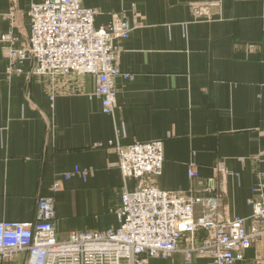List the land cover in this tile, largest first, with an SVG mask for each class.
Returning a JSON list of instances; mask_svg holds the SVG:
<instances>
[{"label": "crops", "instance_id": "1", "mask_svg": "<svg viewBox=\"0 0 264 264\" xmlns=\"http://www.w3.org/2000/svg\"><path fill=\"white\" fill-rule=\"evenodd\" d=\"M43 1L0 0V36L11 33L14 48L25 46L28 11ZM81 1L99 13L96 28L114 14L129 23V36L114 42L119 70L128 77L116 78L115 108L107 115L91 77H34L27 61L20 74L8 73L0 42V222H33L38 199L51 197L59 241L72 232L116 229L120 195L135 191L137 182L123 180L109 143L155 140L163 142L162 171L145 184L189 195L193 165L200 193L203 181L223 168L226 176L213 181L216 193L229 217L248 219V202L264 184V0ZM196 2L219 6L209 21L195 22L190 4ZM75 169L86 176L63 179ZM257 259L264 261V238L233 264ZM26 260L21 253L0 264ZM148 264L185 263L176 253ZM189 264L214 263L198 258Z\"/></svg>", "mask_w": 264, "mask_h": 264}, {"label": "built area", "instance_id": "2", "mask_svg": "<svg viewBox=\"0 0 264 264\" xmlns=\"http://www.w3.org/2000/svg\"><path fill=\"white\" fill-rule=\"evenodd\" d=\"M213 6L219 5L190 4L193 21H209ZM98 14L85 8L81 0L32 4L28 11L27 44L14 48L17 39L11 33L0 36V42L6 45L8 73L20 74L19 65L27 61L28 75L34 77L89 76L103 113L112 114L115 80L128 77L119 70L121 50L114 42L127 38L131 27L122 14H114L106 25L96 28ZM109 146L118 154L113 166L118 167L123 180L137 182L135 191L124 189L120 195L118 227L105 232H72L67 240L59 241L53 227L54 200L40 197L35 221L0 222V261H12L24 253L26 264H148L150 259L165 260L180 253L185 264L198 258L210 259L214 264H233L242 261L245 252L264 238V184L257 185L248 202L252 209L249 218H231L213 184L218 176H226L223 168L214 171V179L203 181V189L198 193L194 183L199 176L191 165L187 170L192 184L190 194L168 193L145 184L147 177L161 175L162 141ZM72 175L85 177L86 173L75 169L63 179ZM59 188L56 183L52 191ZM203 193L206 195L202 196ZM201 232L203 237L199 236ZM254 264L264 261L257 259Z\"/></svg>", "mask_w": 264, "mask_h": 264}]
</instances>
